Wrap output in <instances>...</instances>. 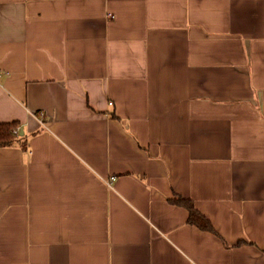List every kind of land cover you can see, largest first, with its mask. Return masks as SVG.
<instances>
[{"label":"crops","instance_id":"crops-1","mask_svg":"<svg viewBox=\"0 0 264 264\" xmlns=\"http://www.w3.org/2000/svg\"><path fill=\"white\" fill-rule=\"evenodd\" d=\"M0 71V264H264V0H0Z\"/></svg>","mask_w":264,"mask_h":264},{"label":"trees","instance_id":"trees-1","mask_svg":"<svg viewBox=\"0 0 264 264\" xmlns=\"http://www.w3.org/2000/svg\"><path fill=\"white\" fill-rule=\"evenodd\" d=\"M21 131L22 128L19 123H0V148L20 146L26 150V139ZM174 204L184 206L190 211V224L204 231H213L210 220L195 209L193 203L187 200H178L174 201Z\"/></svg>","mask_w":264,"mask_h":264},{"label":"built area","instance_id":"built-area-1","mask_svg":"<svg viewBox=\"0 0 264 264\" xmlns=\"http://www.w3.org/2000/svg\"><path fill=\"white\" fill-rule=\"evenodd\" d=\"M4 77V72L0 71V80H2ZM110 105H112V103H110Z\"/></svg>","mask_w":264,"mask_h":264},{"label":"water","instance_id":"water-1","mask_svg":"<svg viewBox=\"0 0 264 264\" xmlns=\"http://www.w3.org/2000/svg\"><path fill=\"white\" fill-rule=\"evenodd\" d=\"M21 134L23 135L24 134V131H21Z\"/></svg>","mask_w":264,"mask_h":264}]
</instances>
